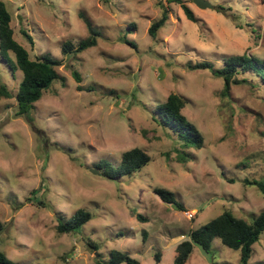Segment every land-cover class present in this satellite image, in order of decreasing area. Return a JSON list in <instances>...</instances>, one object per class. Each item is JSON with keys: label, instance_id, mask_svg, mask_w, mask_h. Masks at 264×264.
I'll return each instance as SVG.
<instances>
[{"label": "rangeland", "instance_id": "1", "mask_svg": "<svg viewBox=\"0 0 264 264\" xmlns=\"http://www.w3.org/2000/svg\"><path fill=\"white\" fill-rule=\"evenodd\" d=\"M3 1L14 38L31 58L64 59L58 71L65 85L55 81L36 103L34 126L17 116L14 98L0 99V252L18 264H108L113 250L140 264H156V254L160 264H175L176 247L192 229L225 211L250 222L264 210L262 192L246 183L264 182V82L244 76L248 81L225 97L223 79L189 68L204 61L221 68L231 55L264 60V0H205L213 9L194 0ZM163 5L169 19L152 38ZM81 13L95 25L98 44L63 56L65 42L90 35ZM22 78L0 55V85L15 95ZM171 94L186 100L183 115L204 137L202 149H189L194 159L179 160L176 138L153 119ZM134 148L152 157L140 171L115 180L91 172L103 160L117 166ZM156 187L173 192L184 210L162 203ZM35 189L43 190L44 205L28 201ZM81 208L92 219L75 233H59L58 213L71 218ZM253 248L250 264H264V233ZM240 258L216 239L210 254L196 245L186 264Z\"/></svg>", "mask_w": 264, "mask_h": 264}, {"label": "trees", "instance_id": "2", "mask_svg": "<svg viewBox=\"0 0 264 264\" xmlns=\"http://www.w3.org/2000/svg\"><path fill=\"white\" fill-rule=\"evenodd\" d=\"M183 3L182 0H169L168 3ZM187 18L196 22V16L188 7L183 5ZM170 15L168 6L163 5V13L161 18L154 22L149 34L152 38H156L159 30L167 23ZM84 19L89 37L80 40L78 43L67 41L62 45V55H77L90 48L96 47L98 44V36L95 25L92 20L84 13L80 14ZM13 16L8 9L6 3L0 0V55L13 72L20 70L23 78L19 84V88L14 93L6 86L0 85V99H15L17 102V116L24 118L29 124L33 125L31 112L35 109L43 96L51 89L55 81L61 80L65 85V78L59 73V67L64 65V59L55 58L50 54H43L35 58H31L28 50L22 46L14 38V28L12 26ZM26 39L34 44L33 38L22 31ZM136 47L135 44L125 41ZM191 70H209L214 76L223 79L225 97L230 96L231 88L235 84L247 82L244 76L255 77L264 82V60L256 57L244 55H231L223 59L221 68H217L212 62L204 61L196 65H190ZM74 79L78 84L82 82V77L78 71L72 72ZM83 90L82 86L77 87ZM90 90V89H89ZM186 107V100L178 94H171L167 100L157 105L153 111V119L164 128H169L170 135L175 137L179 148L176 149L177 156L181 161L194 159L195 155L189 151L190 148L200 150L204 146V137L198 128L189 122L183 115ZM34 126V125H33ZM264 137V133H262ZM152 157L141 148H134L123 153L121 162L114 166L107 160L100 161L96 168L101 171V175L110 179H120L124 176L132 175L147 166ZM247 184L256 185L264 195V182H250ZM154 195L164 204L176 206L180 210H184L182 203H179L176 196L170 190L163 187L153 189ZM43 194L42 189H35L31 192L28 201L36 202V204L44 205L42 200H38V195ZM57 231L59 233H75L86 223L92 219V214L81 208L77 210L71 218H66L63 214L58 213ZM5 224L0 220V235L5 230ZM264 233V210L253 220L246 221L243 218L235 216L230 211H225L217 218L211 220L208 224L192 229L189 233L188 240L181 242L176 247L175 264H186L190 261L195 246H200L202 250L210 254L213 250V243L219 239L221 243L232 250L240 251L241 264H250V259L254 254L253 246L261 239ZM89 246L97 250L96 243L89 241ZM156 264H160L161 256L156 254ZM0 264H18L10 260L4 253L0 252ZM95 264H102L97 261ZM108 264H140V262L131 257L129 253L113 250L110 253Z\"/></svg>", "mask_w": 264, "mask_h": 264}, {"label": "water", "instance_id": "3", "mask_svg": "<svg viewBox=\"0 0 264 264\" xmlns=\"http://www.w3.org/2000/svg\"><path fill=\"white\" fill-rule=\"evenodd\" d=\"M195 4L201 8V9H213L214 7L207 1L205 0H194ZM92 173H95L97 175H100L101 172L99 170H92Z\"/></svg>", "mask_w": 264, "mask_h": 264}, {"label": "built area", "instance_id": "4", "mask_svg": "<svg viewBox=\"0 0 264 264\" xmlns=\"http://www.w3.org/2000/svg\"><path fill=\"white\" fill-rule=\"evenodd\" d=\"M189 218H190V219L193 218V215H192V214H189Z\"/></svg>", "mask_w": 264, "mask_h": 264}]
</instances>
